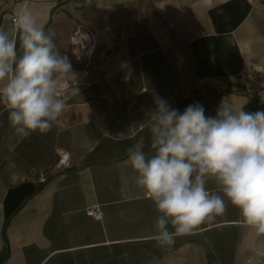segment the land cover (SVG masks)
<instances>
[{
	"label": "crops",
	"instance_id": "0c3cea01",
	"mask_svg": "<svg viewBox=\"0 0 264 264\" xmlns=\"http://www.w3.org/2000/svg\"><path fill=\"white\" fill-rule=\"evenodd\" d=\"M74 2L0 0V27L9 28L10 17L27 8L58 50L68 40H57L52 22ZM154 11L166 23L152 33L158 48L169 52L172 73H184L183 95L168 92L171 108L200 104L215 116L225 101L264 111V0H156ZM61 93L72 101L44 135H15L0 106V264H264V235L231 204L171 248L157 245L159 213L136 188L127 163L140 136L148 151L155 96L119 112L105 108L102 122L97 107H82L79 92ZM92 208L100 220L87 213Z\"/></svg>",
	"mask_w": 264,
	"mask_h": 264
},
{
	"label": "clouds",
	"instance_id": "9594fccd",
	"mask_svg": "<svg viewBox=\"0 0 264 264\" xmlns=\"http://www.w3.org/2000/svg\"><path fill=\"white\" fill-rule=\"evenodd\" d=\"M61 77L79 92L69 58L33 12L21 8L9 28L0 27V106L15 135H44L59 122L67 108ZM147 117L148 151L140 136L127 163L136 188L159 213L157 245L171 248L178 237L224 216L228 204L264 235V111L222 101L215 116H206L200 104L180 112L159 99Z\"/></svg>",
	"mask_w": 264,
	"mask_h": 264
},
{
	"label": "rangeland",
	"instance_id": "374dc122",
	"mask_svg": "<svg viewBox=\"0 0 264 264\" xmlns=\"http://www.w3.org/2000/svg\"><path fill=\"white\" fill-rule=\"evenodd\" d=\"M155 3L75 0L52 22L57 40H68L58 51L69 58L76 73L82 107H97L102 122L105 108L119 112L122 107L146 105L152 96L169 102V91L183 95L184 73L170 71L169 52L158 48L152 34L166 25L155 16ZM177 47L184 50V46ZM60 89L73 92L65 79ZM144 89L151 95H140ZM3 150L8 152V148ZM199 261L194 259L193 264Z\"/></svg>",
	"mask_w": 264,
	"mask_h": 264
},
{
	"label": "built area",
	"instance_id": "2783aa9c",
	"mask_svg": "<svg viewBox=\"0 0 264 264\" xmlns=\"http://www.w3.org/2000/svg\"><path fill=\"white\" fill-rule=\"evenodd\" d=\"M15 15L10 17V23H13ZM87 213L92 216L95 220H100L101 219V213L97 208H92L87 211Z\"/></svg>",
	"mask_w": 264,
	"mask_h": 264
},
{
	"label": "trees",
	"instance_id": "16d2710c",
	"mask_svg": "<svg viewBox=\"0 0 264 264\" xmlns=\"http://www.w3.org/2000/svg\"><path fill=\"white\" fill-rule=\"evenodd\" d=\"M35 191H37V188L33 192H35Z\"/></svg>",
	"mask_w": 264,
	"mask_h": 264
}]
</instances>
